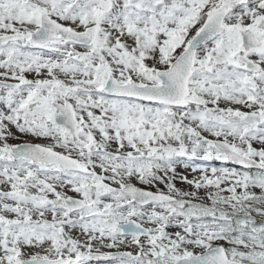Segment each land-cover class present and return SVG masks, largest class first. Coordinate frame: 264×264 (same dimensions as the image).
I'll return each mask as SVG.
<instances>
[{
  "label": "snow or ice",
  "instance_id": "obj_1",
  "mask_svg": "<svg viewBox=\"0 0 264 264\" xmlns=\"http://www.w3.org/2000/svg\"><path fill=\"white\" fill-rule=\"evenodd\" d=\"M0 264H264V0H0Z\"/></svg>",
  "mask_w": 264,
  "mask_h": 264
}]
</instances>
